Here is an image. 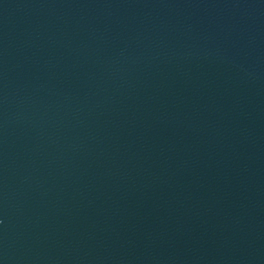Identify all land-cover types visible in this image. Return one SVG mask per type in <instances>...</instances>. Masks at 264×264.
I'll use <instances>...</instances> for the list:
<instances>
[{"label":"water","instance_id":"1","mask_svg":"<svg viewBox=\"0 0 264 264\" xmlns=\"http://www.w3.org/2000/svg\"><path fill=\"white\" fill-rule=\"evenodd\" d=\"M0 264H264V0H0Z\"/></svg>","mask_w":264,"mask_h":264}]
</instances>
